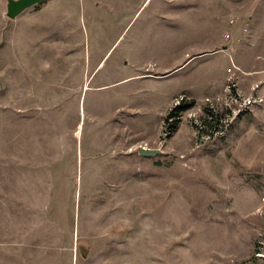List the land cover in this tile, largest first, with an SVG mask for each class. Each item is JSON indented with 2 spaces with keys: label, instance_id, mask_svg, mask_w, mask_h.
<instances>
[{
  "label": "rangeland",
  "instance_id": "1",
  "mask_svg": "<svg viewBox=\"0 0 264 264\" xmlns=\"http://www.w3.org/2000/svg\"><path fill=\"white\" fill-rule=\"evenodd\" d=\"M5 4L0 264H264V0Z\"/></svg>",
  "mask_w": 264,
  "mask_h": 264
},
{
  "label": "water",
  "instance_id": "2",
  "mask_svg": "<svg viewBox=\"0 0 264 264\" xmlns=\"http://www.w3.org/2000/svg\"><path fill=\"white\" fill-rule=\"evenodd\" d=\"M5 16L8 19H15L26 10L43 3L46 0H5ZM159 150L139 147L138 153L141 156H152L159 153Z\"/></svg>",
  "mask_w": 264,
  "mask_h": 264
},
{
  "label": "trees",
  "instance_id": "3",
  "mask_svg": "<svg viewBox=\"0 0 264 264\" xmlns=\"http://www.w3.org/2000/svg\"><path fill=\"white\" fill-rule=\"evenodd\" d=\"M194 106V101L190 100L188 101V103L185 102H181L180 104H178L177 106H175L171 112L168 114L167 119H171L174 121V123L172 124V128L170 130V132H174L177 128V123H179V119L182 115L183 112L189 110L190 108H192ZM171 134V133H170Z\"/></svg>",
  "mask_w": 264,
  "mask_h": 264
},
{
  "label": "built area",
  "instance_id": "4",
  "mask_svg": "<svg viewBox=\"0 0 264 264\" xmlns=\"http://www.w3.org/2000/svg\"><path fill=\"white\" fill-rule=\"evenodd\" d=\"M233 21H234V20H231V21H230V23H231V24H233ZM248 104H251V103H250V102H248Z\"/></svg>",
  "mask_w": 264,
  "mask_h": 264
}]
</instances>
